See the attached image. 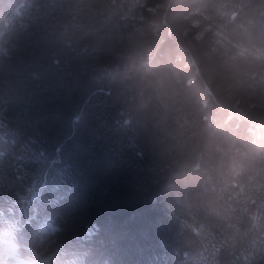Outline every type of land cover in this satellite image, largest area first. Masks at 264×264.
Segmentation results:
<instances>
[{"label":"trees","instance_id":"obj_1","mask_svg":"<svg viewBox=\"0 0 264 264\" xmlns=\"http://www.w3.org/2000/svg\"><path fill=\"white\" fill-rule=\"evenodd\" d=\"M71 2L78 5L71 23L54 38L30 34L8 94L0 88V220L47 233L57 228L47 216L55 210L66 227L87 228L81 239L96 240L97 264H264V199L252 203L225 187L220 157L234 134L217 127L224 112L211 99L203 104L198 82L172 85L175 146L116 130L134 107V90L148 85L142 77L157 49L181 79L197 70L227 75L224 62L247 23H224L216 14L223 0ZM33 4L0 0V31L30 33ZM250 54L241 48L234 63ZM245 100L264 111V80ZM187 113L210 117L193 142L206 169L199 175L186 174L191 160L176 123Z\"/></svg>","mask_w":264,"mask_h":264},{"label":"clouds","instance_id":"obj_2","mask_svg":"<svg viewBox=\"0 0 264 264\" xmlns=\"http://www.w3.org/2000/svg\"><path fill=\"white\" fill-rule=\"evenodd\" d=\"M76 7L78 5L71 0H34L30 33L0 31V65L4 69L0 74V81H3L0 88L5 94L15 79L12 66L28 36L39 33L54 38L71 23ZM216 14L226 24L247 23L244 32L234 37L238 41L233 46L235 55L224 62L227 75L205 76L197 70L191 77L181 79L179 70L163 63L164 53L157 49L149 57L142 77L148 85L134 90V107L123 121H116V130L125 134L143 131L160 144L175 146L176 129L169 123V113L174 109L172 85L175 83L188 89L198 82L208 97L202 100L203 104L207 105L211 99L224 112L223 122L217 127L234 134L227 151L220 157H227L226 170L222 173L225 187H230L233 195H246L250 200L253 196L264 199V111L253 112L257 106H250L245 100L246 90L258 80H264V0L257 3L223 0L217 5ZM241 48L251 54L237 65L235 60H243ZM257 51L262 55L257 56ZM259 107L264 108V105ZM181 120L183 123H176L182 129L180 135L184 138L185 155L191 160L186 174L199 175L206 169L201 166L200 156L193 153V142L198 130L209 128L210 117L203 113H187ZM172 179L188 186L179 172H173ZM47 216L57 223L55 231L44 233L36 225L22 220H0V264H97L100 252L96 240L81 239L87 231L85 226L79 229L66 227L60 223L55 210Z\"/></svg>","mask_w":264,"mask_h":264}]
</instances>
